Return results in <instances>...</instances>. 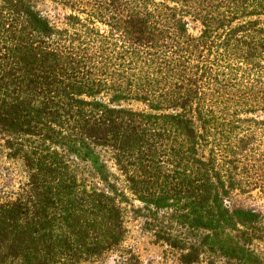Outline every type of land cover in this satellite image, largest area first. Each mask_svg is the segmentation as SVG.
Here are the masks:
<instances>
[{"label":"trees","instance_id":"trees-1","mask_svg":"<svg viewBox=\"0 0 264 264\" xmlns=\"http://www.w3.org/2000/svg\"><path fill=\"white\" fill-rule=\"evenodd\" d=\"M0 139V264H264V0H0Z\"/></svg>","mask_w":264,"mask_h":264},{"label":"rangeland","instance_id":"rangeland-1","mask_svg":"<svg viewBox=\"0 0 264 264\" xmlns=\"http://www.w3.org/2000/svg\"><path fill=\"white\" fill-rule=\"evenodd\" d=\"M26 181V172L22 163L17 159L7 157L6 149L0 139V195L15 192ZM264 209V203L254 201ZM128 234L126 243L139 255L143 264H180L176 255L165 250L164 245L156 243L150 232L142 228L140 217L129 210L126 216ZM108 261H111V257ZM194 264H206L199 261Z\"/></svg>","mask_w":264,"mask_h":264}]
</instances>
